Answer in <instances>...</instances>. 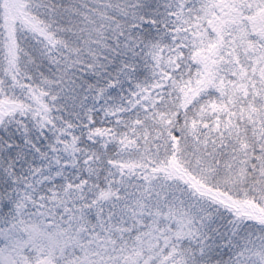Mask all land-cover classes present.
I'll use <instances>...</instances> for the list:
<instances>
[{
	"label": "snow or ice",
	"instance_id": "6c2138e0",
	"mask_svg": "<svg viewBox=\"0 0 264 264\" xmlns=\"http://www.w3.org/2000/svg\"><path fill=\"white\" fill-rule=\"evenodd\" d=\"M0 264H264V0H0Z\"/></svg>",
	"mask_w": 264,
	"mask_h": 264
}]
</instances>
